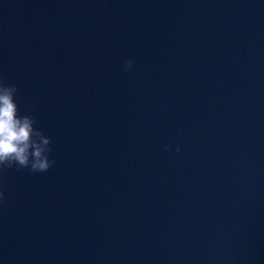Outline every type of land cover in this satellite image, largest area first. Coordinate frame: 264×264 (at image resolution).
Wrapping results in <instances>:
<instances>
[{"label": "water", "instance_id": "water-1", "mask_svg": "<svg viewBox=\"0 0 264 264\" xmlns=\"http://www.w3.org/2000/svg\"><path fill=\"white\" fill-rule=\"evenodd\" d=\"M0 75L55 160L0 264H264V0H0Z\"/></svg>", "mask_w": 264, "mask_h": 264}, {"label": "clouds", "instance_id": "clouds-1", "mask_svg": "<svg viewBox=\"0 0 264 264\" xmlns=\"http://www.w3.org/2000/svg\"><path fill=\"white\" fill-rule=\"evenodd\" d=\"M134 60L127 59L124 71L133 69ZM18 86L9 83L0 75V180L8 170H27L31 174L46 173L55 164L50 156L51 137L36 127L35 115L21 112L17 103ZM169 151L170 146H164ZM180 152V146L175 148ZM8 203L7 195L0 184V210Z\"/></svg>", "mask_w": 264, "mask_h": 264}]
</instances>
